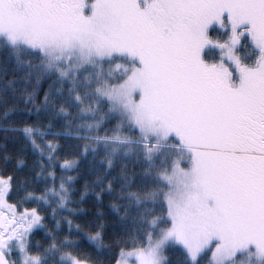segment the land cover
Listing matches in <instances>:
<instances>
[{"label": "rangeland", "instance_id": "1", "mask_svg": "<svg viewBox=\"0 0 264 264\" xmlns=\"http://www.w3.org/2000/svg\"><path fill=\"white\" fill-rule=\"evenodd\" d=\"M171 1L61 0L53 6L49 0H0V38L78 74L94 72L89 83H104L98 94L140 130L144 144L171 141L161 144L176 158L161 173L170 188V225L152 234L146 247L122 252L116 264H164L170 245L182 247L194 264L205 254L208 264H264V181L248 199L228 165L229 155L240 153L246 141V118L264 100V0L214 3L187 28L184 55L178 52L183 29L206 0H178L173 16L167 10ZM152 21L155 29L144 34V24ZM177 54L184 61L181 70L165 86L164 73ZM199 65L219 89L205 100L209 106L195 111ZM118 77L123 80L115 82ZM67 174L44 196L58 200L57 212L69 201ZM10 191V179L0 177V212L15 222L9 231L0 223V244L13 264H45L27 250L43 216L10 204ZM63 260L89 264L69 255Z\"/></svg>", "mask_w": 264, "mask_h": 264}, {"label": "trees", "instance_id": "2", "mask_svg": "<svg viewBox=\"0 0 264 264\" xmlns=\"http://www.w3.org/2000/svg\"><path fill=\"white\" fill-rule=\"evenodd\" d=\"M213 4L207 2L185 25L180 55L187 49V28L191 31ZM178 54L164 73L165 86L181 70L184 61ZM201 70L199 65L192 105L200 88L211 83ZM93 75L78 74L36 50L0 38V177L11 181L10 204L43 216L27 250L45 264H67L66 255L89 264H116L122 252L146 247L152 234L170 225V188L161 173L175 155H167V147L144 144L140 130L98 94V85L104 83H89ZM237 151H245V146ZM228 159L241 190L264 181V164L253 165L248 156L238 154ZM70 163L69 169L63 166ZM66 173L69 201L57 212L58 200L44 196L56 190ZM207 256L196 264H208ZM165 258L164 264H194L177 245L165 249Z\"/></svg>", "mask_w": 264, "mask_h": 264}, {"label": "flooded vegetation", "instance_id": "3", "mask_svg": "<svg viewBox=\"0 0 264 264\" xmlns=\"http://www.w3.org/2000/svg\"><path fill=\"white\" fill-rule=\"evenodd\" d=\"M49 1L52 3L51 5L55 6V4H56L57 6H59V2L61 0H49ZM180 1H183V0H180ZM221 1H223V0H206L204 5L207 2H212V3H215V5H216V4H219ZM54 2H55V4H53ZM171 2H172L171 4H168L167 10L169 12V15L173 16L175 13V8H176V4H174V2L178 3V0H176V1L172 0ZM61 6L64 7V5H62V4H61ZM60 10L65 12L66 8H61ZM189 20H188V22H189ZM153 22H155V21H152L151 24H148V23L144 24V28H143L144 34H148L150 31L149 30L150 28H151V30L155 29L152 25L156 24L157 22H155V23H153ZM184 30L182 32V36L185 32ZM218 89L219 88L217 86H213L212 83H208L207 85L202 86L200 88V90H201V92L199 94L200 97H199L198 101L196 103H194V105H192V110H195V111L198 110V107L202 106V104H205L204 106H209L210 104H206L205 100L208 98L209 99L212 98L213 93L217 92ZM217 95H219L218 97H220L221 94H217ZM200 98H201V100H200ZM221 109H222V107H221ZM191 118H192V116H191ZM243 134H244V138L246 141L244 140L245 143H243L242 146H243V149L245 146V151H243L242 153L240 151H239L240 153L235 152V154H242L244 156H248L249 160L251 162H253V165L255 164V165L259 166V165L264 164V100L261 102L260 109L257 110L255 114H250V116H248L246 118L245 128L243 130ZM259 189H260V187L256 186L255 189L253 188V189H250L249 191H246L247 192L246 197L248 199L255 197L257 192H255L254 190H259ZM254 192H255V194L252 196V193H254ZM0 223H1L2 227L7 229L8 231H9V228L15 227V222L10 221L8 223L6 221V216H4V214L2 212H0ZM0 250L6 255V257L10 261V263L13 264L12 254L6 253L5 246L3 247L0 244Z\"/></svg>", "mask_w": 264, "mask_h": 264}, {"label": "water", "instance_id": "4", "mask_svg": "<svg viewBox=\"0 0 264 264\" xmlns=\"http://www.w3.org/2000/svg\"><path fill=\"white\" fill-rule=\"evenodd\" d=\"M25 133L32 134V132L26 131ZM0 264H10L6 255L0 250Z\"/></svg>", "mask_w": 264, "mask_h": 264}]
</instances>
